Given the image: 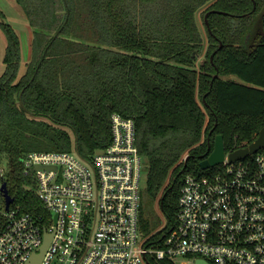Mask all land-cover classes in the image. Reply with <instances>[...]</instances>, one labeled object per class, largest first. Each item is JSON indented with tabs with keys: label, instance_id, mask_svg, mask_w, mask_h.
I'll list each match as a JSON object with an SVG mask.
<instances>
[{
	"label": "trees",
	"instance_id": "1",
	"mask_svg": "<svg viewBox=\"0 0 264 264\" xmlns=\"http://www.w3.org/2000/svg\"><path fill=\"white\" fill-rule=\"evenodd\" d=\"M255 1L254 9L253 0H17L34 27L21 76L20 38L0 9L7 36L0 156L12 206L48 213L24 171V153L71 150L73 132L79 152L89 155L111 141L117 111L135 120L157 224L140 215L150 228L161 225L162 213L166 225L151 241L162 239L177 224L185 174L216 168L200 166L216 135L229 152L264 125V0ZM4 223L0 212V231Z\"/></svg>",
	"mask_w": 264,
	"mask_h": 264
},
{
	"label": "built area",
	"instance_id": "2",
	"mask_svg": "<svg viewBox=\"0 0 264 264\" xmlns=\"http://www.w3.org/2000/svg\"><path fill=\"white\" fill-rule=\"evenodd\" d=\"M110 127L111 141L89 155L77 147L23 154L24 171L32 173L46 214L12 203L6 208V168L0 167V264H26L40 251L44 228L53 235L39 264H158L164 258L176 264H197L200 258L209 264H264V145L236 160L227 151L214 170L187 172L176 226L151 241L155 232H139L146 159L135 120L116 111ZM160 214L156 231L166 225Z\"/></svg>",
	"mask_w": 264,
	"mask_h": 264
},
{
	"label": "rangeland",
	"instance_id": "3",
	"mask_svg": "<svg viewBox=\"0 0 264 264\" xmlns=\"http://www.w3.org/2000/svg\"><path fill=\"white\" fill-rule=\"evenodd\" d=\"M15 1L16 0H0V9L4 11V20L8 22H10L11 18H20V15L18 12L19 10L16 6L17 1L16 2ZM199 21L204 27V14L202 10L199 11ZM13 27H15V25H13ZM17 28L18 29L15 28V30L17 33L20 34L21 37L20 36L19 37L22 38V40L20 39L22 54H21L20 67L18 71V76H21L26 70L27 62H29L30 58H32L33 50H32V46H30L29 43L27 44V40H26L29 38L28 37L29 33L27 31H21L19 27ZM6 44H7V36L3 30V27L0 21V74L3 72L4 67H5L4 52L6 49ZM30 48H31V55H28V52H30ZM72 144H73L72 149L76 150V143H75V137H74L73 132H72ZM0 167H3V168L7 167V158H6V155L4 154L0 156ZM147 179H148L147 160H144L142 174L140 178V189H141L140 214H141V211L144 210L145 213H147L144 218L151 221V224H157L156 219L152 217L151 215H149V213L152 210H151L150 198L147 193ZM25 186H29V185L25 184ZM158 228L160 227H156L154 225H152V227L150 228L145 227L143 225V219L141 218V215H140L139 232L142 235V237H150L154 232H156Z\"/></svg>",
	"mask_w": 264,
	"mask_h": 264
},
{
	"label": "water",
	"instance_id": "4",
	"mask_svg": "<svg viewBox=\"0 0 264 264\" xmlns=\"http://www.w3.org/2000/svg\"><path fill=\"white\" fill-rule=\"evenodd\" d=\"M253 1H254V9H255L256 1L255 0ZM222 12H226V11L222 10ZM208 14L209 12H206V15H205L206 23H208ZM217 75L218 73H215L214 76H217ZM21 104L24 105L22 100H21ZM263 145H264V125L260 129L258 136L248 145L236 148L232 151H229L228 152L229 159L236 160L239 158H244L247 155L254 153L256 150H258ZM226 152L227 151L225 149L223 134L219 133L216 135L213 150L210 152V154L207 157L203 158L200 161V166L202 168H209L211 166H214L220 163L225 158ZM188 158H189V155L187 154L184 158L185 162H187ZM36 167H39V165H36ZM1 192L5 198L6 208L8 209L10 207V204L14 201L15 197L9 192L6 181L2 182ZM56 217H57V214L55 215V220H56ZM44 230H45V233H44L45 239H44L43 244L40 247V251L35 252L32 255L31 259L26 264H39L46 248L48 247V244L50 242V239L53 233L50 231H47L46 228H44ZM197 264H209V263L206 260L200 258L198 259Z\"/></svg>",
	"mask_w": 264,
	"mask_h": 264
},
{
	"label": "crops",
	"instance_id": "5",
	"mask_svg": "<svg viewBox=\"0 0 264 264\" xmlns=\"http://www.w3.org/2000/svg\"><path fill=\"white\" fill-rule=\"evenodd\" d=\"M16 6L19 10L18 12H19L20 18H11L10 23L12 26L15 25L14 29L15 28L18 29L17 27H19L21 29V31H27L29 33L28 34L29 38L26 40H27V44L29 43V45L32 46V41H33V37H34V27L29 22V18L27 16L26 12L23 10V8L20 6V4L18 2H16ZM198 16H199V13H198ZM18 35L20 36L19 33H18ZM20 39L22 40V38H20ZM21 40H20V42H21ZM21 54H22V50H21ZM4 55H5V52H4ZM28 55H31V48H30V52H28ZM30 60H31V58H30ZM231 77L235 78L236 76L231 75Z\"/></svg>",
	"mask_w": 264,
	"mask_h": 264
}]
</instances>
